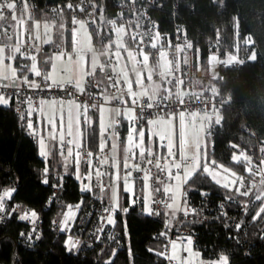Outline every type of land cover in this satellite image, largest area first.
<instances>
[{
	"label": "trees",
	"instance_id": "1",
	"mask_svg": "<svg viewBox=\"0 0 264 264\" xmlns=\"http://www.w3.org/2000/svg\"><path fill=\"white\" fill-rule=\"evenodd\" d=\"M33 1L39 10L37 17L52 22L53 26L52 39L47 40L42 58L46 76L53 46L56 43L70 46L69 9L65 7L68 0ZM92 2L97 12L103 11L97 18L101 29L92 31L93 42L112 46L115 27L122 25L126 44L134 47L127 37L124 19L116 12L119 0ZM152 2L149 12L156 19L160 33L172 36L179 28L189 40L193 67L191 90L230 96L220 122L211 123L206 119V126L211 125V135L205 134L210 141L207 154L183 182L188 201L194 206L195 214L202 218L185 219L182 224L188 229L193 248L205 261L226 254L230 264H264V218L252 220L264 207V200L258 199L264 197V184L257 185L251 195H245L238 191L233 181L241 175L254 177L250 167L256 159L258 145L264 143V0ZM54 5L59 6L58 10H51ZM61 28H64L63 33L59 32ZM62 37L64 40H61ZM5 39V31H2L0 42ZM146 52L151 62L158 58L159 54L153 48ZM227 53L239 55L237 59L241 58V61L238 65L235 64L237 59L229 65L224 62ZM35 59L39 62L34 57L26 61L31 63L30 72H33L31 66ZM46 60L47 64L44 63ZM24 62L19 55L14 61L16 67ZM34 74L29 77H35ZM162 82H165V77ZM102 89L100 83L96 90L102 93ZM87 121L89 124L83 125V145L96 149L100 139L95 111L90 112ZM148 122L136 126H146ZM126 125L122 118L120 129L114 130L119 132L121 143L126 136ZM174 148L179 150L176 146ZM166 151L151 152L161 156ZM40 152L38 139L21 127L15 103L11 107H0V194L14 188L11 198L5 200L6 204L16 203L35 211L38 223L31 226L11 212H6L4 219L0 218V264H107L113 249L116 256L112 264H128L129 248L134 253V264H165V258L156 255L163 252L165 240L161 233L165 232L164 212L149 215L144 199L140 204L132 203L128 193L123 192L122 206L114 216L115 224H106L97 241V238H92L90 228L93 226L96 230L99 208L110 204L102 194V187L91 182V191H81L82 184L89 183L82 178L77 179L74 153L65 167L67 150L61 155L58 147L53 146L47 158ZM122 163L124 168V160ZM170 166L173 167V163ZM206 166L227 171L232 178L218 184V180L205 170ZM85 168L86 164L81 161L79 175ZM179 173L182 175L183 171ZM132 180L136 190L134 195L138 193L142 196L141 187L137 186L139 181ZM201 192L208 195L202 196ZM243 203L247 205L246 211ZM74 206L81 210L76 225L82 227L84 236L92 239L90 244L80 240L77 247L69 252L65 248V233L54 229L53 220ZM125 208L127 211L122 210ZM89 214L95 215V218H89ZM237 223L241 224L239 231L235 229ZM21 232L24 237L20 236ZM149 248L153 251L149 252Z\"/></svg>",
	"mask_w": 264,
	"mask_h": 264
},
{
	"label": "built area",
	"instance_id": "2",
	"mask_svg": "<svg viewBox=\"0 0 264 264\" xmlns=\"http://www.w3.org/2000/svg\"><path fill=\"white\" fill-rule=\"evenodd\" d=\"M152 0H119L117 15L124 19V26L126 29L127 37L131 42L134 43V47L137 50L146 51L150 48H153L158 53H164L166 59L169 63V71L165 76V82H162L158 89L152 90L149 94L137 95L131 94L128 95L126 93V88L124 81L122 79L121 74L118 71L113 70L111 67L115 63L114 56L111 50H109L106 60L103 64H101L95 73H89L85 76L83 87L76 88L71 83H51L47 80L45 76V72L43 69L42 58L46 52V42L44 40L43 33L40 32L39 35L33 34L32 32H25V35L20 40L15 41H6V47L9 50H13L17 45L19 47L28 48L31 47V51L28 55H36L34 58L39 59V70L36 73L39 77H34V80L41 85L40 88H28L26 84H19V88L21 90V95L31 96L33 100V104L39 107V102L41 100H51V99H61V100H72L74 101L81 111L83 108L87 109L86 118L88 119L91 111H96L102 105H108L119 109L118 114L113 119V125H116L114 130L118 131L120 129V125L122 122V110L125 107H130L133 109L134 114L137 116L135 121L136 124H142L152 120L156 116H168V117H176L181 114H186L191 116L193 113H200L205 116L208 122H220L221 114L223 112L224 106L229 102L230 96L223 95L220 96L214 93H205L201 91H192L191 90V82L193 78V67H192V52L189 48V40L185 37L184 32L179 28L175 29L173 35H163L160 33L157 25L156 19L150 14L149 8L151 6ZM65 7L69 9V20H68V29L71 36L70 41V50L73 52L77 48V43L75 40V33L78 29V21H82L84 25L91 30L101 29V26H98V16L102 15V9L98 12L94 9V4L92 0H68L65 2ZM0 8L3 11H0V16L9 17L10 15L22 12L26 10L29 13V16L39 20L41 23L43 20L40 17H37V13L39 12L37 8V4L33 0H19L18 2H11L10 0H6L5 3L0 4ZM59 6L54 5L51 6L52 11L58 10ZM2 28H0V40H2ZM54 50L58 48V45L53 46ZM241 61V58L237 59L236 65ZM228 64V63H227ZM229 65V64H228ZM220 78H222L220 76ZM10 82L0 83V91L3 93H12L14 90L10 87H4V85L9 84ZM102 83V87L104 88V93L98 92L96 88ZM104 94L108 95L106 99ZM15 103V109L18 115L20 113L17 109L20 107L18 103ZM26 108V105H25ZM142 117V119L140 118ZM34 127L37 129L38 135L44 137L42 135L40 123L36 114L34 113L31 117ZM20 121V120H19ZM81 122V130L83 131V125L85 124L84 116L80 117ZM20 123H22L20 121ZM25 132H27L26 128H24ZM30 134V133H28ZM205 134L211 135V125H207L205 128ZM31 135V134H30ZM33 136V135H31ZM35 137V136H34ZM37 138V137H35ZM58 151L61 152L60 145L58 143ZM67 150V145H65L64 153ZM74 149V155H75ZM79 151L81 153V161L86 164V168L81 172V178L86 183L93 182L97 187H101L104 185V178L113 175L114 169L109 163V159L111 158L108 151L103 148L101 152V144L98 145L96 149H90L83 145V142L80 143ZM136 155L130 160L132 164H139L141 169H147L151 178L148 181L152 188L154 189L153 194L151 195V199H149V206H151L154 213L166 212V208L164 206L165 203H168V197L164 194L161 189L162 186L169 180L168 178V170L160 171L156 168L155 164L157 160H160L161 165L164 163H168L169 166L173 161L177 165L181 166L180 170H177L174 166L171 167L172 175L177 173V171L182 172L183 168L186 165H189L193 162L191 157L185 156L181 150H176L173 147V151L176 153L174 157H168L167 151L161 156L148 155V151H145L144 160H141L139 157V149H134ZM85 152L92 153V165L89 168V165L85 162L87 157H85ZM125 154L123 161L125 159ZM107 158V164H101V159ZM187 158L186 164H181V160ZM152 160V164H148L147 161ZM99 169L100 171H106L108 175H105L100 178V181H97L95 172ZM126 171V170H124ZM250 171L253 173L252 178L241 175L237 179H234L238 191L245 195H250L253 193L255 187L259 184H264V143H261L257 147L256 151V159L250 167ZM91 172V180L89 181L85 177L87 174ZM144 172H135L133 171L132 179L138 180V187H142ZM141 181V182H140ZM159 187L160 192H156L155 189ZM140 194L134 195L132 199L136 204H140L142 202V198ZM159 200L161 203L156 204L154 201ZM185 201L187 202V208L189 209V214L187 216L184 215L183 211H176V214L171 219H168L166 214H164L165 218V232L164 235V243H163V252H166L167 255H171V240H177L179 243H186V238L189 237L187 232L188 229L182 224L185 219H196L200 220L202 218L201 215H197L193 213L191 210L194 209V206L188 201L186 190L183 188L180 196V205L184 206ZM245 203L242 204L244 206ZM122 206V205H121ZM120 206V208H121ZM109 207L105 206L99 208L98 217L96 220L97 228L94 231V227L90 228L92 238L96 239L97 236H100L101 233L97 230L102 226L105 227L107 224V216L108 213H105L104 208ZM72 209L75 213V219L69 221L70 230L61 231L60 225L64 219L65 214L68 213L69 209ZM15 209V211H12ZM119 210V209H118ZM117 210V211H118ZM115 212V215L117 213ZM6 212L16 213L19 217L25 212L31 213L33 212L29 208H23L16 203H12L10 205L6 204L5 201V211L0 213V218L4 219L6 217ZM81 214V210L78 206L69 207L66 209L65 213L53 220V227L56 231L65 233L66 239L71 236L73 240H84L88 244L91 243V237L84 236L83 229L81 226L76 225L77 217ZM114 215V216H115ZM197 215V216H196ZM101 216L104 217V220H101ZM89 218H95V215L89 214ZM31 226H37V221L33 225V223L29 220H25ZM170 224V227L168 226ZM104 230V229H103ZM103 234V233H102ZM185 254V252H182ZM205 261V260H204ZM207 262V261H205ZM165 264H180L179 260L169 261L165 258ZM193 264H198L193 262Z\"/></svg>",
	"mask_w": 264,
	"mask_h": 264
},
{
	"label": "snow or ice",
	"instance_id": "3",
	"mask_svg": "<svg viewBox=\"0 0 264 264\" xmlns=\"http://www.w3.org/2000/svg\"><path fill=\"white\" fill-rule=\"evenodd\" d=\"M6 0H0V4L5 3ZM0 11H3L2 8H0ZM2 22V21H0ZM31 51V47L29 46L28 48H23L22 51V47L19 46H15L14 49L8 54L7 57H5L4 53H5V49L4 48H0V64H3L5 58H7L8 60H16L17 59V55H19L20 57L23 58V61H25L24 63H20L17 65V67L15 68H11V82L7 85H4V87H10L14 90V92L12 93H3L2 91H0V107L6 106V107H11L13 102L15 101L16 103H18L20 105V107L17 109V111L20 113L19 115V120L22 122L21 123V127L22 128H26L27 132L30 133L31 135L37 137L38 142L41 146V152L40 155L47 158L48 156V145L45 143V138L41 137L38 135L37 129L34 127L33 121L31 119V117L33 116L34 113L36 112H40L41 114H43V109H44V105L46 103H50L54 108L57 105V101L56 100H52V101H45V100H41L39 102V107L35 106L33 104V100L32 97L29 96H22L21 95V90L19 88V84L23 83L26 84L28 86V88H40L41 85L39 83H37L34 80H29V75L30 74H34L33 72H30L28 69L30 67L29 63H26V61H31L33 56L36 55H28V53ZM45 64L48 63V61H44ZM18 73H19V78H18ZM36 77H39L38 75L34 74ZM9 77L8 75H3L2 77H0V83H2L3 80H8ZM26 105V108H25ZM59 114H58V119H59V135H58V142L60 145V149H61V155H64V148L65 145H67V155L64 157L65 161H66V165L65 167H67V163L71 162L70 158L73 156L74 153V149L75 151V163L77 166V179H81L80 175H79V165L81 162V153L79 151L80 148V135H81V131H80V117L81 115L84 116L85 119V123L89 124V122L87 121L86 118V112L87 109L83 108V111H81V108H78L77 111L75 113H73L72 109L70 107H68V112L67 115L65 116L64 113V103L61 101L59 103ZM142 119V117H140ZM128 121H130V127L128 130V135H127V140H128V147L126 148V154H125V159H124V169L126 170L123 177H121L120 175V171H119V162L116 160L115 158V153H112V160H113V167H115L117 169L114 177H113V184L111 186V190H112V196L109 198L110 199V204L109 207L104 208V212L108 213L107 216V224L108 225H114L115 224V219H114V215L115 212L120 209V204H119V193H118V189H119V181L122 179L124 182V192L127 193H132L133 191V180H132V174L133 171L135 172H140L143 171L144 175H143V180H144V185L146 189H149L150 186L148 184V181L151 178V174L147 169L142 170L139 164H132L130 163V160L136 155L134 149L135 148H139V157L141 160H144L145 157V148H144V136L145 133L142 129H137L136 127V119L137 116L135 114L132 115V117L126 118ZM46 127L51 129L50 135L48 137V139L50 140H57V113L56 111H53V113L47 117L46 119ZM116 125H113L111 127V129L115 128ZM116 135V133L114 134V136ZM114 136H112L114 138ZM151 136H158L155 134H151ZM159 140L161 141V147H164L165 145L163 144V142L166 140L165 137H161L158 136ZM168 151H167V156L168 157H174L176 155V153L173 151V145L168 144L166 145ZM104 145H101V152L103 151ZM85 157H87L86 159V163L89 165V168H91L92 165V153L91 152H85L84 153ZM148 155L151 156L152 152L151 149H148ZM101 164H107L108 163V159L107 158H102L101 159ZM187 162V158H184L183 160H181V164H186ZM148 164H152L153 161L152 160H148L147 161ZM156 168L159 169L160 171H165L166 169L168 170V178L169 180L175 179L176 181H178L180 179V173L179 171H177L175 177H173L172 172H171V167L169 166L168 163H164L163 165H161L160 160L156 161L155 164ZM173 166L177 169L180 170L181 166L177 165L175 163V161H173ZM45 172H47V168L45 169ZM183 173L185 174V170L183 168ZM97 181H100V178L108 175V173L106 171L102 172L99 169L96 170L95 172ZM209 175H211V172H209ZM91 176L92 173L89 172L87 174V176L85 177L86 179H88L89 181L91 180ZM44 183L47 184L48 181L47 179L44 180ZM217 183L219 184V181H217ZM102 187V186H101ZM103 190V187H102ZM160 188L157 187L155 189L156 192H160ZM15 191V189H6L3 191L2 194H0V213L5 211V200L10 199L12 196V193ZM81 191H91V184H82L81 187ZM176 185H172V184H167L165 185L163 192L164 194L172 201V203H165L164 206L165 208L168 209H173L171 215L174 217L175 216V212L176 211H183L184 215L187 216L189 214V209L187 208V202L185 201V204L183 207H181V205L179 204L178 207L174 208L173 204L175 203L176 200ZM201 195H208V193H204L201 192ZM250 195V193H249ZM151 199V192H149L148 197H146L145 200V208L146 211L148 212L149 215H151L153 213V210L151 208V206L148 205V200ZM228 200H232L230 197H227ZM258 199H262L264 200V197H258ZM133 203H135V201H133ZM154 203L159 204L161 203V201L156 200L154 201ZM221 207H223V205H221ZM247 205H244V210L246 211ZM123 211H127V209H122ZM12 211H15V209H13ZM193 213H195V209L191 210ZM36 218H37V214L35 211L31 212L30 214L25 212L24 214L19 216L20 220H29L33 223V225L36 222ZM264 218V207H262L259 212H257L253 217L252 220H258V219H262ZM75 219V213L73 212V210L70 208L68 213L65 214L63 221L61 222L60 225V230L61 231H65V230H70V224L69 221L74 220ZM101 220H104V217L101 216ZM170 227V224L168 225ZM241 228V224L237 223L235 225V229L236 231H239ZM33 231H35V228H33ZM98 232H100L101 234L103 233V226L97 230ZM24 233L21 232L20 236L24 237ZM161 235H166V233H161ZM31 237V233L29 234V238ZM182 239H186L187 241V247L184 248V251L189 253V257L185 258L183 260H180L179 257H177L175 255V249L178 246V241L177 240H171V247L173 249V255H167L166 252H158L156 253V255H160L164 258H166L169 261L172 260H180V264H193V259L195 258L198 261V264H230V260H229V256L226 254H220L216 259L214 260H208L207 262H205L204 260H201L199 258L200 254L199 253H193L192 249H191V245L193 243L192 238L186 237V238H182ZM100 240V236H97V241ZM79 244L78 240H73V238L71 236H69L65 242V248L67 251L71 252L73 248H76L77 245ZM149 252H152L153 250L151 248L148 249ZM101 252H103V249H101ZM116 256V250L113 249L111 252V255L109 256L108 260H107V264H112L113 259ZM128 264H134V253L132 252L131 248L128 249Z\"/></svg>",
	"mask_w": 264,
	"mask_h": 264
},
{
	"label": "crops",
	"instance_id": "4",
	"mask_svg": "<svg viewBox=\"0 0 264 264\" xmlns=\"http://www.w3.org/2000/svg\"><path fill=\"white\" fill-rule=\"evenodd\" d=\"M0 19H1L0 21H2L0 22V24H3L1 28L3 31H5V36L7 38L4 41L20 40L21 38L24 37L25 32L27 31L32 32L33 34H36V35H39L40 32H42L46 43H47V40L52 39V36H53L52 35V31H53L52 22L48 23L46 21H43L41 23L39 20L29 16V13L26 10L22 12L14 13L7 18L0 17ZM38 24H39V28H38ZM43 27H46V33L44 32ZM63 30L64 28L63 29L61 28L59 29V32L63 33ZM92 31L93 30H91V34H92ZM62 39L63 37L61 38V40ZM91 39H92V44L95 46V51H89V48L87 45L79 49L80 43H78V39H76V36H75V40H76L77 48L79 49V52L78 51L76 52L77 48L72 52L69 49L70 46H65L64 44L60 45L56 43L55 45H58V48L51 53V65L46 72L47 80L51 83H61V84L71 83L76 88H82L85 76L89 73H95L96 69L101 64H103L104 61L106 60L108 51L112 50V53L114 54L115 48L117 49V52L115 51L117 59H115V54H114L113 56H114L115 63L113 64L111 68L115 71H118L121 74L122 79L125 84L126 93L128 95H131V94L144 95V94H149L154 89H158L159 85L161 84L162 80L164 79V77L166 76L168 72V69H167L166 73L161 74L160 71L150 68L148 72L143 70L142 73L140 74H134L133 68H132L134 66L133 60H131L130 55L126 52V49H128L126 47H130V46L126 44L125 31L123 35L124 44L116 46V47L113 44L110 47L108 44L106 45L103 44L101 46L100 43L96 44L93 42V36H91ZM70 41H71V36H70ZM130 48L135 50V53L132 52V54L133 55L136 54L137 58H141L142 54L146 53L145 59L148 60L150 64L155 63L156 65L157 61L159 60L160 53H158L159 54L158 58H156V60L151 62V60L149 59V55L146 51L137 50L135 47H130ZM8 51L11 52L12 50L8 49ZM80 52L82 54V60L78 58L76 59L75 57L76 54ZM9 61L10 60H8V63H7L8 69L0 68V77L6 74L10 78L8 80H3V82H11V70L10 69L16 67L14 63L15 60L14 61L11 60L12 62H9ZM33 62H36L37 66L39 65V62L37 59H35ZM126 71H129L130 74L128 77L127 76L123 77L122 73H125ZM1 73L3 74L1 75ZM18 78H19V75H18ZM29 80H34V77L32 78L29 77ZM101 91L104 93V88ZM104 96L106 99L108 98L107 94H104ZM52 100L57 101V105L55 106V108L50 103H46L44 105L43 114H41L39 111L35 113L40 123L42 135L44 136L43 138H45V143L48 145V149H47L48 151H50L51 147L58 146V143H59L58 142V135H59L58 114L60 111L59 103L61 101L64 103L65 116L67 115V112L69 110L68 107L72 109L73 113H75L77 109L79 108L78 105L72 100L51 99L48 101L50 102ZM53 111H56L57 113V140L55 141L48 139L51 129L46 127V119L48 116H50L53 113ZM118 112H119L118 108L108 106V105H102L98 109H96L95 119L97 121V125L99 128L100 144L104 145V147L107 149L108 153L110 154L111 158L109 159V162L111 166L113 165L112 153H115V158L119 162V165H120L119 171L121 175V173L123 172V163L120 159H123L124 153L126 151L125 144L127 143V135H128L129 127H130V121H128L126 118L130 119L132 115L134 114V111L130 107H125L122 110L123 121L126 122L127 124L126 125L127 126L126 136L124 137L123 143H121L119 140V132H116L114 131V129H111V127L113 126V119L118 114ZM182 115L183 114L173 117V118L177 120ZM155 118H168V116H160V117H155ZM155 118L149 121L146 124V126H141L139 128L137 126L136 127L138 130L142 129L145 133L144 142H143L145 151H148V149H151V151H154V152L155 151L164 152L168 150L166 147L168 143L167 140L163 142L165 146L161 147V141L159 140L158 136H151V134L157 135L155 132H156V127L158 124H156V122H153ZM203 118L206 121V118L205 117ZM155 124H156V127H155ZM80 131H81V135H80V143H81L83 142L81 122H80ZM115 133L116 135L114 136ZM112 136H114V138ZM176 137H179L178 133L176 134ZM172 145L173 147L176 146L177 148H179L181 152L184 155H186V152H185L186 144L183 141H181L179 138H176L175 144H172ZM66 155L67 153L64 156ZM112 168L114 169V174L105 179L104 185L102 186L103 188L113 183V177L117 169L113 166ZM182 180H183V177H182ZM108 192L110 193V191ZM123 192L124 191H121L120 189H118L119 203L122 201L121 196ZM103 195L108 199L107 197L108 193H105ZM172 211L173 210L170 209L165 212L168 219H171L173 217L171 215ZM180 251H181V254L182 252H185L184 255H187L186 251H183L181 249Z\"/></svg>",
	"mask_w": 264,
	"mask_h": 264
},
{
	"label": "rangeland",
	"instance_id": "5",
	"mask_svg": "<svg viewBox=\"0 0 264 264\" xmlns=\"http://www.w3.org/2000/svg\"><path fill=\"white\" fill-rule=\"evenodd\" d=\"M0 17H2V16H0ZM97 25L102 26L99 22ZM38 28H39V24H38ZM43 29H44V32L46 33V27H43ZM123 35H124L123 26L122 25L116 26L115 27V37L113 39V45L115 47L124 44ZM75 36H76V39H78V43H80L79 49L81 47L87 45L89 48V51H95V46L92 44V39H91V36H92L91 30L86 28V26L84 25V23L82 21H78V29L76 30ZM5 42L6 41H4V43L0 42V48L5 49L4 55H5V57H7L8 56L7 53H10V52L8 51ZM126 48H128V49H126V52L130 55L131 60H133L134 66L132 68H133L134 74H140V73H142L143 70L148 72L150 70V68H153L155 70L160 71L161 74L166 73V71L168 69V60L166 59V56L164 53H160L159 60L157 61L156 65H155V63L150 64V62L145 59L146 53L142 54L141 58H137L136 54H134V55L132 54V52L135 53L134 49H132L130 47H126ZM79 49L77 48L76 52L77 51L79 52ZM115 51L117 52L116 48L114 50V54H115V59H117ZM75 57H76V59L78 58V59L82 60L81 52L77 53ZM238 57H239L238 54L227 53L225 55L224 62H227L229 64L231 61H233L234 59H237ZM67 59H69V58H67ZM143 59H145V60H143ZM54 60H55V58H54ZM9 62H12V61L10 60ZM7 63H8V59L5 58L3 64H0V68L8 69ZM216 65H217V63H216ZM216 65H214V66H216ZM31 69L33 72H35V74L38 72L39 67L37 66L36 62L32 63ZM2 74L3 73H1V75ZM122 74H123V77H125V76L128 77L130 73H129V71H126L125 73H122ZM138 92H140V91H138ZM203 117H205L203 114L193 113L191 116L183 114L177 120H175V118H173V117H168V118H155V120L153 121V122H156V124H158L157 127L155 124V127H156L155 133L158 136L165 137L168 144H171V145L175 144L176 138H179L181 141H183L186 144V146H185L186 155L193 159V163L185 167V169H184L185 174L184 173H182V175L180 174L181 177L178 181H176L175 179L169 180L164 184V186L161 187V189L163 190L165 185H167V184L176 185L177 191H176V200H175V203L173 204L174 208L178 207L180 204V196H181V192L183 190L184 180L189 175H191L192 172L200 165V161L202 158H204L206 156L207 150H208L209 145H210V141L207 139V137L205 135L206 121ZM177 133H178L179 137H176ZM125 147L126 148L128 147V140H127V143L125 144ZM205 170L207 172H211V175L218 181H224L225 182V181L229 180L230 175L228 174L227 171L212 169V168L207 167V166L205 167ZM124 173H125L124 171L121 173V177H123ZM173 177H175V175ZM182 177H183V180H182ZM230 178H232V177H230ZM170 181H172V182H170ZM112 184L113 183L107 185L105 188H103V190L101 189L103 194L108 193V196H107L108 199L112 196V190H111ZM148 184H149L150 188L146 189L145 185H144V181H143V186L141 187V191H140L142 193V196L144 199V207H145V200H146V197H148L149 192H151V195L154 192V189L152 188V186L150 185L149 182H148ZM132 187H133L132 193H128V197H129L130 201H132L133 196H134L135 191H136L134 181H133ZM119 189L121 191H124L123 190L124 189V182L122 179L119 181ZM108 191H110V193ZM109 201H110V199H109ZM168 203H172V201L170 199H168ZM148 204H149V200H148ZM168 210H170V209L166 208V211H168ZM171 210H173V209H171ZM185 247H187V242L184 244H181L178 242V246L175 249V255L177 257H179L180 260H183V259L189 257L188 252H187V255L181 254L180 249L184 251ZM191 249H192L193 253H199L197 250H195L193 248L192 245H191ZM171 255H173L172 247H171ZM199 258L201 260H203L201 255L199 256ZM192 259H193V262L198 263V261L195 258H192Z\"/></svg>",
	"mask_w": 264,
	"mask_h": 264
}]
</instances>
